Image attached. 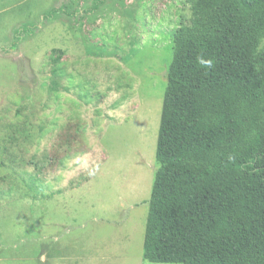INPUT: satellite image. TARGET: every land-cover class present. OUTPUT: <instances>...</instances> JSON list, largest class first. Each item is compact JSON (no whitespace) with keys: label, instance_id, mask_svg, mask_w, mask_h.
<instances>
[{"label":"rangeland","instance_id":"1","mask_svg":"<svg viewBox=\"0 0 264 264\" xmlns=\"http://www.w3.org/2000/svg\"><path fill=\"white\" fill-rule=\"evenodd\" d=\"M190 18L186 0H0V264H157L155 143Z\"/></svg>","mask_w":264,"mask_h":264},{"label":"trees","instance_id":"2","mask_svg":"<svg viewBox=\"0 0 264 264\" xmlns=\"http://www.w3.org/2000/svg\"><path fill=\"white\" fill-rule=\"evenodd\" d=\"M186 2L190 23L172 35L142 260L264 264V0ZM27 32L20 26L15 39Z\"/></svg>","mask_w":264,"mask_h":264}]
</instances>
